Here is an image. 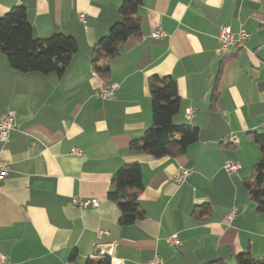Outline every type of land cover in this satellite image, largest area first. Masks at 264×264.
<instances>
[{"label": "crops", "instance_id": "1", "mask_svg": "<svg viewBox=\"0 0 264 264\" xmlns=\"http://www.w3.org/2000/svg\"><path fill=\"white\" fill-rule=\"evenodd\" d=\"M121 1L0 0V15L25 7L34 38L63 33L78 46L61 76L17 71L0 53V117L14 112L9 139L0 141L10 164L0 178V253L8 264H85L107 246L122 264L154 256L163 264H232L245 251L263 257L264 214L243 179L260 155L251 133H264L257 130L264 128V0H142L140 39L119 47L106 77L93 75L94 43L120 20ZM159 26L165 35L151 37ZM224 26L248 32L244 48L216 52ZM152 74L176 81L180 106L172 122L198 127L183 154L153 158L129 148L152 123ZM103 79L119 84L112 98L94 95ZM129 162L140 165L137 200L145 215L120 225L107 192L113 173ZM226 162L239 168L227 173ZM179 167L191 169L181 183L172 179ZM75 197L98 206L80 207ZM203 203L210 212L193 213ZM171 234L178 246L166 241Z\"/></svg>", "mask_w": 264, "mask_h": 264}, {"label": "trees", "instance_id": "2", "mask_svg": "<svg viewBox=\"0 0 264 264\" xmlns=\"http://www.w3.org/2000/svg\"><path fill=\"white\" fill-rule=\"evenodd\" d=\"M142 0H122L118 13L120 20L113 23L108 33L100 37L93 46L91 65L100 76L110 71V61L119 55L120 46L132 44L141 37L138 8ZM77 41L71 35L54 33L46 38H34L32 27L22 5L11 7L0 15V53L9 65L20 72L54 73L61 76L77 51ZM151 101L152 123L140 139L132 140L129 148L142 151L153 158L177 156L186 152L187 147L199 137L198 127L192 124H174L172 117L179 110L180 98L175 79L170 75L152 74L147 77ZM217 97L216 87L210 100ZM253 141L260 148V155L251 167L250 176L243 179V186L257 212L264 214V133H251ZM112 188L107 198L119 210L118 224L130 225L144 217L137 197L143 189L140 165L129 162L119 167L110 180ZM210 212L208 203L196 205L193 213L206 215ZM70 252L69 258L76 256ZM85 264H110L108 257L87 258ZM206 264H230L221 260ZM232 264H264V256L254 258L249 252H241Z\"/></svg>", "mask_w": 264, "mask_h": 264}, {"label": "built area", "instance_id": "3", "mask_svg": "<svg viewBox=\"0 0 264 264\" xmlns=\"http://www.w3.org/2000/svg\"><path fill=\"white\" fill-rule=\"evenodd\" d=\"M151 37L158 38L165 35V31L161 26L157 27L156 29L152 30L150 33ZM248 32L245 29H238L233 30L230 26H224L221 28L218 36V47L216 49V52L222 53L226 52L231 46H234L238 49L244 48L246 45V41L248 38ZM97 74L95 71L93 72V75ZM119 88V84L116 82H107L104 79L101 80L98 84L97 89L94 92L95 97L102 98V99H108L112 98L114 96L115 91ZM186 113H191L192 109L187 108L185 109ZM264 126V122L262 123ZM14 126V112L13 111H7L0 117V141L6 142L9 139V132ZM228 139L231 143L235 144L238 142V138L235 134L231 133L228 136ZM73 153L79 154L80 150L74 148L72 150ZM9 161L7 159H4L0 155V178L7 175L9 172ZM224 170L227 173L235 172L239 165L234 162H226L224 164ZM191 173L190 168L186 167H179L174 174L172 175V179L177 182L181 183L189 176ZM73 202L77 204L80 207H85L87 205L91 206H98V200L96 199H82L80 197H75L73 199ZM236 213V209H231L227 215L226 219L231 220ZM166 241L171 246H178L180 244V240L178 239L176 234H171L166 238ZM112 247L107 246L106 248H100L98 249V255L100 257H108L110 264H122V261L120 259L112 258ZM0 264H8L7 257L0 253ZM144 264H163L162 260L158 256H154L150 261L144 263Z\"/></svg>", "mask_w": 264, "mask_h": 264}, {"label": "rangeland", "instance_id": "4", "mask_svg": "<svg viewBox=\"0 0 264 264\" xmlns=\"http://www.w3.org/2000/svg\"><path fill=\"white\" fill-rule=\"evenodd\" d=\"M257 130L261 132V131H264V128H263V127H259V128H257ZM234 133H235L236 135L238 134L239 137L242 136L243 138L247 136V135H246V132H243V133H237V131L234 130ZM225 143H227V142H225ZM251 144L257 148L258 153H259V152H260V148H259V146L255 145L254 143H251ZM237 146H239V145H237ZM246 149H247L248 151L251 150L249 147H247Z\"/></svg>", "mask_w": 264, "mask_h": 264}]
</instances>
